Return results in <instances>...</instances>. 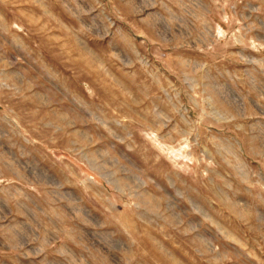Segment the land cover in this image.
Wrapping results in <instances>:
<instances>
[{"label": "rangeland", "instance_id": "374dc122", "mask_svg": "<svg viewBox=\"0 0 264 264\" xmlns=\"http://www.w3.org/2000/svg\"><path fill=\"white\" fill-rule=\"evenodd\" d=\"M0 264H264V0H0Z\"/></svg>", "mask_w": 264, "mask_h": 264}]
</instances>
